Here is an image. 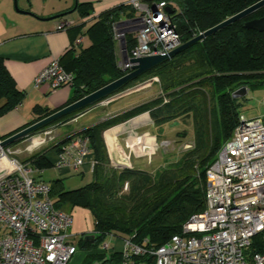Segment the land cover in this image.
<instances>
[{"label":"trees","instance_id":"16d2710c","mask_svg":"<svg viewBox=\"0 0 264 264\" xmlns=\"http://www.w3.org/2000/svg\"><path fill=\"white\" fill-rule=\"evenodd\" d=\"M166 1L174 9L172 19L181 41L187 42L260 0ZM77 9L83 17L89 15L88 3L78 4ZM134 14V8L129 3L122 4L102 12L84 31L83 24L71 28L72 47L61 57V63L74 74V82L70 84L73 95L58 108L36 105L32 121L11 133L0 135V140L125 75L118 65L114 28L117 22ZM259 17H264V6L163 60L110 96L45 125L72 119L136 82L155 76L159 78L161 95L120 116L76 132L78 136L88 137L95 160L92 179L88 183L67 189L64 178L49 182L51 197L58 209L81 206L92 215L96 239L92 243L85 239L86 234L80 237L77 247L86 251L80 264H155V257L150 253L136 255L130 252L126 258L121 250L112 248L105 251L100 245L108 236L117 235L132 239L147 249L158 247L180 233L192 215L205 209L207 170L216 160L223 144L231 138L242 114L236 92L243 87L264 86V31L245 26L246 21ZM83 32L88 37V44L76 47L75 40ZM135 44V33L127 34L129 52ZM25 95L26 92L18 87L9 72L6 59L0 57V116L17 108ZM146 112L147 116L144 114L139 118L151 119L160 132L159 136L163 135L166 125L179 120L191 122L192 146L181 152L176 160L167 159V164L155 170L112 165L103 132ZM45 126L31 135L43 131ZM176 135L182 141L188 137V131H177ZM71 137L51 148L61 154ZM17 143L18 140L9 146ZM54 164L47 152L36 154L31 162L33 167L41 170ZM76 174L82 175V172ZM263 251L264 230L253 237L247 251L248 258Z\"/></svg>","mask_w":264,"mask_h":264},{"label":"built area","instance_id":"2783aa9c","mask_svg":"<svg viewBox=\"0 0 264 264\" xmlns=\"http://www.w3.org/2000/svg\"><path fill=\"white\" fill-rule=\"evenodd\" d=\"M128 3L134 8V16L115 25L118 65L125 73L131 70L130 58L168 54L182 43L166 0ZM73 24L64 16L59 28ZM129 33H135L136 44L127 50L125 58ZM84 40L79 36L76 47L80 48ZM74 78L58 57L36 76L35 85L48 83L54 90L70 85ZM65 149L55 162L56 168L83 172L91 152L88 137L80 136ZM14 153L9 145L0 146V264H69L78 250L69 230L73 216L55 206L50 183L35 175L39 169L19 161ZM127 157L130 161L131 155ZM263 230L264 115L248 117L242 113L231 138L207 170L205 209L192 215L182 231L164 244L147 249L125 238L122 252L126 258L130 252L150 253L155 264H264V251L254 253L251 259L247 254L253 237ZM102 249L108 251L112 246L104 242Z\"/></svg>","mask_w":264,"mask_h":264},{"label":"crops","instance_id":"0c3cea01","mask_svg":"<svg viewBox=\"0 0 264 264\" xmlns=\"http://www.w3.org/2000/svg\"><path fill=\"white\" fill-rule=\"evenodd\" d=\"M129 1L130 0H78V4H89V15L83 17L78 9L73 13L64 15L74 21L72 27L64 29L59 28L60 20L64 16L56 19L44 18L67 12L74 8L76 0H19V7L30 13H21L17 11L14 8L13 0H0V57L6 59V66L14 77L18 87L26 92L24 100L17 108L0 116V135L11 133L32 121L35 118L33 108L36 105L58 108L71 98L73 95V88L71 85H63L54 90L50 88L48 83H42L36 86V76L49 65L53 58L62 57L72 47L73 34L70 31L71 28L83 24L84 31L102 12L122 4H128ZM79 36L87 35L83 32L79 34L78 37ZM88 41L87 39L84 40L83 44H88ZM119 52L118 45V53ZM99 105L100 103L80 113L72 122H79L81 117L96 113L94 110L98 109ZM138 120L139 117H137L133 123L135 124ZM90 125H92V123L86 122V124H83L77 131ZM125 128V125H120L112 129L113 134H109V132L106 133L108 135L107 140L110 143L113 142L116 138V134L119 131L125 130ZM135 136L136 135L132 136V139H130L133 140ZM59 154L60 153L51 152L48 156L56 162L59 158ZM46 171L50 173V178L48 180H45L44 177ZM85 171L91 170L87 169L84 170V172ZM35 175L46 182H50V180L59 177L64 178L65 187L67 189L78 188L89 182L83 179L74 180V178L70 176L78 174L60 171L56 168L55 164L51 168L45 170L39 169ZM63 211L73 216V223L69 230L71 234L74 235L72 238L74 244H78L82 235L88 233L94 234V221L87 208L73 207ZM108 238L110 239L108 243L111 244L113 249L115 248L123 251L124 237L110 235ZM108 238L106 239L107 241ZM106 240L104 242H106ZM104 242H102V244ZM102 244L100 247H102ZM70 261L69 264H74L73 260Z\"/></svg>","mask_w":264,"mask_h":264},{"label":"rangeland","instance_id":"374dc122","mask_svg":"<svg viewBox=\"0 0 264 264\" xmlns=\"http://www.w3.org/2000/svg\"><path fill=\"white\" fill-rule=\"evenodd\" d=\"M116 29L117 26H115L114 31H116ZM84 39L88 40V37L84 36ZM118 45L119 44L117 43V46ZM161 93L162 89L159 78L157 76L150 77L146 80L136 82L127 89L109 97L103 104L100 102L99 108L94 110L96 113L87 114L86 116L81 117L79 122H72V120L80 114L74 116L72 119L59 121L57 124L45 126L43 131H39L36 134H30L29 136L21 138L18 140L17 144L9 147L15 151L13 157L21 162L31 164L33 156L41 152H47V154L56 152L51 147L56 143L72 136L70 142L63 147V151H66V147H70L74 141L80 138V136L76 135V132L78 128L82 127V125L86 124V122L95 125L110 118L120 116L134 107L161 95ZM246 93V96L242 97L245 92H236V95L239 97V101L241 102V112L248 117L264 115V86L247 88ZM144 114L142 115L147 116L146 114L148 113ZM142 115H137L135 118L131 117L121 121L107 128L103 132V137L112 165H115L116 167L127 166L155 170L158 167L167 164V159L169 161L176 160L181 152L192 146L193 124L191 122L185 123L179 120L171 123L170 125H166L163 135L159 136L160 132L158 133V129L153 125L151 119L148 120L147 118H144L143 120L139 118L138 122L135 124L133 123L137 117H141ZM120 124L125 125V130L119 131L116 134V138L110 143L107 140L108 135L106 133L109 132V134H113L112 129H114L116 126H120ZM185 129L188 131V137L183 138V140L181 139L182 141H179L180 138L176 135V132ZM47 131L51 132L46 134ZM145 133L149 134L148 141L154 145L156 144L155 149H152L149 144L143 149L137 140L135 141L134 139L131 141L132 136H137V134L142 135ZM129 155H131L130 161L127 157ZM93 158L94 156L91 151L87 155V164L84 170L90 168L91 159ZM82 173V175L78 174L74 176L72 175L70 177L74 178V180L83 179L84 181H90L92 178L91 171H83ZM44 177L45 180L50 178L49 171L45 172ZM76 207L82 208L81 206ZM109 241L110 239L108 238V241L106 240V242ZM84 255L85 250L78 248L71 260H73L74 264L80 263Z\"/></svg>","mask_w":264,"mask_h":264},{"label":"water","instance_id":"95a60500","mask_svg":"<svg viewBox=\"0 0 264 264\" xmlns=\"http://www.w3.org/2000/svg\"><path fill=\"white\" fill-rule=\"evenodd\" d=\"M14 8L21 12V13H30L29 11L22 10L19 7V0H13ZM78 6V0H76V4L74 8L68 10L67 12H63L54 16H51L49 18L44 19H56L59 17H62L68 13H73ZM264 6V0H260L257 3L251 5L250 7L244 9L243 11L231 16L230 18H227L223 22L215 25L214 27L201 32L197 36L193 37L192 39L188 40L187 42H182L178 47L170 51L168 54H158V55H149V56H143V57H133L130 58V62L132 63L131 70L127 72L125 75L121 76L120 78L106 84L102 88L86 95L85 97L61 108L60 110L56 111L55 113L51 114L48 117H45L41 120H38L37 122L25 127L24 129L14 133L13 135L9 136L8 138L2 140L0 142V146H8L11 143L24 138L26 136H29L31 133L36 131L37 129L45 126L46 124L54 121L55 119L62 117L64 115H67L69 113L81 110L107 96H110L112 93L116 92L118 89H120L122 86H124L126 83H128L130 80L136 78L137 76L141 75L142 73L148 71L149 69L155 67L157 64L162 62L165 59H168L172 57L173 55L179 53L183 49L193 45L194 43L203 40L207 36L213 34L214 32L218 31L219 29L223 28L224 26L244 18L245 16L251 14L252 12L256 11L260 7ZM167 11L170 13L174 12V9L171 6L167 7ZM245 26L247 28H252L258 31H264V17L254 18L251 20H248L245 22ZM125 58H128L127 55V47L125 45L124 48ZM243 92H246L247 89L245 87L241 88ZM86 240H90L92 243L95 242V234H86L85 236Z\"/></svg>","mask_w":264,"mask_h":264},{"label":"bare ground","instance_id":"6f19581e","mask_svg":"<svg viewBox=\"0 0 264 264\" xmlns=\"http://www.w3.org/2000/svg\"><path fill=\"white\" fill-rule=\"evenodd\" d=\"M148 135V133H145L143 135L136 136L134 139L135 141L137 140L139 144H141V148L143 149L146 148L148 144L152 147V149H155V146L152 143L148 142Z\"/></svg>","mask_w":264,"mask_h":264}]
</instances>
